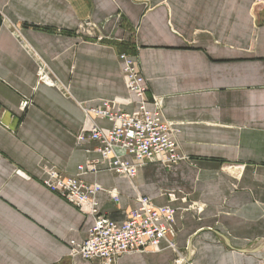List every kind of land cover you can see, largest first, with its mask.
<instances>
[{
    "label": "crops",
    "instance_id": "obj_1",
    "mask_svg": "<svg viewBox=\"0 0 264 264\" xmlns=\"http://www.w3.org/2000/svg\"><path fill=\"white\" fill-rule=\"evenodd\" d=\"M121 53L188 159L140 166L132 180L84 175L119 194H96L118 222L138 195L174 209V248L161 241L116 264H264V0H0V264H98L69 257L93 219L49 191L42 168L71 176L97 157L95 143L76 145L93 125L84 108L116 99L136 110ZM39 62L55 84L38 82Z\"/></svg>",
    "mask_w": 264,
    "mask_h": 264
},
{
    "label": "built area",
    "instance_id": "obj_2",
    "mask_svg": "<svg viewBox=\"0 0 264 264\" xmlns=\"http://www.w3.org/2000/svg\"><path fill=\"white\" fill-rule=\"evenodd\" d=\"M79 30L91 34V28L86 24H80ZM118 57L127 90L138 100L136 110L126 112L119 107L120 102L116 99L103 100L98 106L84 108L93 125L89 130L83 128L78 133L76 145L88 153L91 149L86 144L95 143L93 152L97 157H88L71 176L54 166L44 165L42 168V184L93 219L83 241H69V257L78 256L98 264H116L119 257L126 253L156 251L161 241L174 248V242L168 239L174 232V209L167 205H155L149 196L138 195L137 206L124 211L123 220L118 222L106 212L99 211L96 194L104 191L115 203L119 201V194L115 189L86 180L84 175H94L104 168L132 180L140 166L157 162L170 168L188 159L177 149L173 123L164 119L161 99L148 98L147 80L135 58L125 53ZM38 82L56 83L43 62L38 64ZM28 104V100H23L20 107L24 109ZM148 104L152 107L148 108ZM96 117L110 121V128L98 127L93 119ZM181 262V259L176 260L177 264Z\"/></svg>",
    "mask_w": 264,
    "mask_h": 264
}]
</instances>
